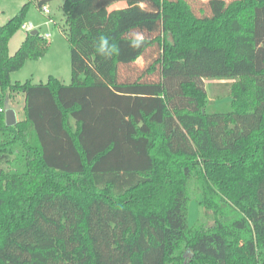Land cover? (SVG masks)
I'll return each mask as SVG.
<instances>
[{"label": "trees", "instance_id": "16d2710c", "mask_svg": "<svg viewBox=\"0 0 264 264\" xmlns=\"http://www.w3.org/2000/svg\"><path fill=\"white\" fill-rule=\"evenodd\" d=\"M62 1L68 85L10 83L49 43L9 55L26 5L0 26V105L25 111L0 113V264H264V0Z\"/></svg>", "mask_w": 264, "mask_h": 264}, {"label": "rangeland", "instance_id": "374dc122", "mask_svg": "<svg viewBox=\"0 0 264 264\" xmlns=\"http://www.w3.org/2000/svg\"><path fill=\"white\" fill-rule=\"evenodd\" d=\"M37 1L39 0H0V26L4 25L26 5L27 13L23 24L31 23L34 31L38 32L40 36L46 33L50 35L48 39L49 49L45 56L37 61L25 62L19 71L10 75V83L19 82L22 84L30 82L32 84H44L49 77H54L61 84L68 85L70 83V51L65 37L67 26L65 14L62 10L63 1L53 0L45 4L50 12L49 16L44 15L36 6ZM116 6L121 7L123 5L117 4ZM194 6L195 10L199 8V5L195 4ZM244 15L242 16L244 17ZM25 36L26 33L21 28L18 29L8 43L9 55H14L21 46ZM236 83L237 80H206L204 86L207 104L209 106H219L229 101L231 87ZM0 101H2V97H0ZM11 102L16 105V98H13ZM21 118L22 115L19 116V119ZM198 200V198H191L187 205L188 226L197 225L199 219L203 216L201 215L203 211L198 204ZM184 257L186 260L192 258L190 254H186Z\"/></svg>", "mask_w": 264, "mask_h": 264}, {"label": "clouds", "instance_id": "9594fccd", "mask_svg": "<svg viewBox=\"0 0 264 264\" xmlns=\"http://www.w3.org/2000/svg\"><path fill=\"white\" fill-rule=\"evenodd\" d=\"M144 42L143 36H137L131 41L130 46L134 49H138ZM96 52L105 58H110L111 56L118 53V47L116 44L111 43L107 36L101 35L97 41Z\"/></svg>", "mask_w": 264, "mask_h": 264}, {"label": "water", "instance_id": "95a60500", "mask_svg": "<svg viewBox=\"0 0 264 264\" xmlns=\"http://www.w3.org/2000/svg\"><path fill=\"white\" fill-rule=\"evenodd\" d=\"M36 33H37L36 31L30 32L31 35H35ZM3 109H4V121H5V125L7 127L14 126L17 123L16 115H15L14 110L10 108V105H9L7 99L4 101Z\"/></svg>", "mask_w": 264, "mask_h": 264}, {"label": "crops", "instance_id": "0c3cea01", "mask_svg": "<svg viewBox=\"0 0 264 264\" xmlns=\"http://www.w3.org/2000/svg\"><path fill=\"white\" fill-rule=\"evenodd\" d=\"M14 98H16V105H14L12 102L9 103L10 108L14 110L16 115L17 122H21L25 118V111H24V98L22 95H17ZM22 115V118L19 119V116Z\"/></svg>", "mask_w": 264, "mask_h": 264}, {"label": "built area", "instance_id": "2783aa9c", "mask_svg": "<svg viewBox=\"0 0 264 264\" xmlns=\"http://www.w3.org/2000/svg\"><path fill=\"white\" fill-rule=\"evenodd\" d=\"M41 12L44 14V15H47L49 16L50 12L49 10L47 9L46 5H43L41 8H40ZM50 21V20H49ZM21 29L27 34V33H30L32 31H34V27L31 23H28V24H22L21 26ZM42 38L44 40H48L50 38V35L48 33L42 35ZM1 104V102H0ZM4 109L3 107L0 105V113L3 112Z\"/></svg>", "mask_w": 264, "mask_h": 264}]
</instances>
